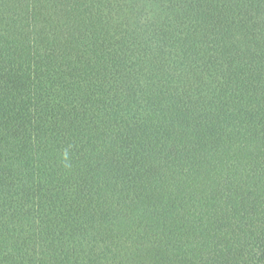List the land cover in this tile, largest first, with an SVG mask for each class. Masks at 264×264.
<instances>
[{
  "label": "trees",
  "instance_id": "16d2710c",
  "mask_svg": "<svg viewBox=\"0 0 264 264\" xmlns=\"http://www.w3.org/2000/svg\"><path fill=\"white\" fill-rule=\"evenodd\" d=\"M0 264H264V0H0Z\"/></svg>",
  "mask_w": 264,
  "mask_h": 264
}]
</instances>
